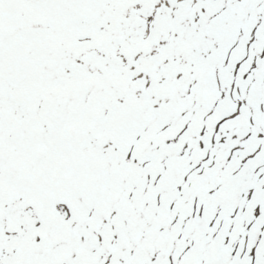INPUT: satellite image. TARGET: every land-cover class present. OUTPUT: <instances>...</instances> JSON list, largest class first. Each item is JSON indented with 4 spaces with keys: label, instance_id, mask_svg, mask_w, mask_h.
<instances>
[{
    "label": "rangeland",
    "instance_id": "obj_1",
    "mask_svg": "<svg viewBox=\"0 0 264 264\" xmlns=\"http://www.w3.org/2000/svg\"><path fill=\"white\" fill-rule=\"evenodd\" d=\"M159 1L146 2L157 8ZM178 1L189 2L182 8L183 11L189 8L190 13H194V10L202 13L196 14V18L187 19L191 22L199 20L201 26L203 15L221 16L216 24L210 20L204 21V26L216 25V28L208 27V34H203L202 39L207 43L201 46L204 61L200 69L203 75L212 71L205 84H214L212 90L224 92L223 87L226 88L227 96L218 98L213 107L206 106V111L188 116L183 129H177V122L171 121L165 133L171 127L170 136L164 135L167 138L165 146L146 150L153 133L161 134L164 128L157 132L148 130L141 139L136 116L120 130L110 125L104 127L108 131L113 128L122 137L119 143L114 142L112 153L123 156L124 161H120L114 169L110 159L112 153L97 158L98 138L93 137L91 131L97 128L99 122L95 119L97 107L104 109L103 112L99 110V116L109 110L105 103L109 95L99 97L98 91L94 94L93 89L101 85L92 81L74 83L65 93L53 92L49 98L39 97L36 112L32 111L31 98L41 90L28 94L30 88L25 84L22 88L27 103L24 112L19 116L14 112L10 115L6 113V122L10 127L8 125L9 128L4 130L0 126V174L5 173L4 178L0 176V184L4 179L11 183L5 190H0V194L15 205L23 199L21 194H17L21 187L30 186L31 194L36 195L42 210L38 214L34 209L37 226L35 239L42 245L36 252L41 253L43 259H56L60 252V261L56 259V264H166L167 258L171 264H194L186 254L203 244L202 237L195 230L198 226H206L208 210L220 202L218 192L228 186L233 188V184L238 182L249 184L246 196L253 198L258 214L264 217V51L258 50V44L264 39V0H204L206 3L195 9L192 5L197 0ZM144 2L133 0L132 5H142ZM177 9L180 10L179 7ZM164 13L160 11V15ZM171 14L174 15L173 12ZM255 20L256 23L252 24ZM233 21L242 27L229 43L223 45L221 30ZM245 22L249 23V29L245 28ZM196 29L199 30V27ZM148 31L150 34L152 29L148 27ZM132 32L128 37L134 35L133 45H139L138 38L142 35H136V29ZM195 35L196 32L191 34L192 37ZM4 40L5 36L0 37V43ZM208 40H215V44L210 45ZM157 41L160 43L161 37L153 33L149 43L139 46L153 53ZM126 43V40L122 41L123 47ZM133 50L136 49H129L126 54L130 55ZM238 50L241 52L237 54ZM221 56L225 59L213 62ZM250 58H253L251 67L245 68L246 63L251 62ZM176 66L178 68L179 65ZM187 69L186 75L197 74L193 68ZM261 79L263 88L258 96L256 86ZM187 81L188 88L195 84L191 79ZM87 84L90 89L82 97ZM229 98H234L239 104L244 103L238 122L231 119L215 124L212 115L223 109ZM63 99L66 106L61 102ZM188 104L186 101V107L179 108L177 101L178 115L186 116L191 110ZM47 106L56 113L54 118L62 119L63 123L58 124L52 132L48 125L32 128ZM154 112L155 108L146 112L150 122L155 118ZM204 114L206 116L203 117ZM6 115L0 106L1 122ZM247 115L252 131L246 137H241L243 118ZM49 117L52 115L46 114V118ZM189 127L192 130L188 132ZM49 133L57 138L56 150L65 148L67 159L60 164H46L49 155L44 150L48 146ZM77 139H85L88 144L83 151L75 149ZM183 140L185 146L177 153ZM254 148H257L256 152H249ZM261 150L263 152H259ZM75 153L83 155L88 174L86 183L78 190L80 175L73 173L68 159V155ZM131 157L136 161L134 165L130 162ZM9 158L12 159L10 163ZM233 159L237 161L234 172L228 170ZM25 162H28V166L21 171L19 164L25 165ZM216 163L221 166L216 168ZM5 165L9 166L4 169ZM16 187L20 190H16ZM90 198L99 204L94 212L86 204ZM191 206L193 212L178 235L175 231L178 215L187 213ZM93 215L103 217L102 221L91 222ZM16 230L17 233L19 229L16 227ZM151 239H154L153 244ZM21 253L33 255L28 246ZM65 256L67 258L62 261ZM263 260L260 259L257 264H263Z\"/></svg>",
    "mask_w": 264,
    "mask_h": 264
},
{
    "label": "bare ground",
    "instance_id": "obj_2",
    "mask_svg": "<svg viewBox=\"0 0 264 264\" xmlns=\"http://www.w3.org/2000/svg\"><path fill=\"white\" fill-rule=\"evenodd\" d=\"M132 1L0 0V37L5 36L4 42L0 43V106L3 107L5 115L14 112L19 116L24 112L27 103L22 88L25 84L30 88L28 94L41 90L31 98L33 112H36L39 97L49 98L53 92L59 91L65 93L77 82L92 81L99 84L101 87L96 86L93 93L98 91L99 97L109 95L105 101L109 110L99 116V110L103 112L104 109L97 107L95 119L99 122L97 128H92L91 131V135L98 138L96 146L99 150L95 156L100 158L112 153L115 149L114 142L119 143L122 140L113 128L106 130V125L115 126L120 130L137 116L141 139L148 130L157 132L164 128L161 134L153 133L150 137L145 147L150 150L159 145L165 146L167 138L164 135L170 136L171 127L169 132L165 133L171 121L177 122V129H183L188 116L206 111V106L213 107L218 98L223 95L226 97V88L223 87L224 92L212 90L214 84H205L212 71L203 75L199 66L204 60L198 61L199 54L193 51V48H196L194 50L201 53V46L207 43L202 40L203 34H208V27L216 28V25L204 26V21L210 20L216 24L221 16L203 15L201 26L200 21L195 23L187 20L196 16V13L192 15L186 10L183 12L182 8L188 5L187 1L160 0L157 8L149 3L151 0H142L145 1L142 5H132ZM205 3L204 0H197L195 6L198 8ZM178 7L181 12L176 10ZM162 10L165 13L160 15ZM199 13L202 14L197 12ZM254 23L256 20L252 24ZM244 26L246 29L250 28L247 22ZM148 27L152 29L150 34ZM196 27H199V30ZM134 29L136 35H142L138 38L139 45L149 43L153 39V33L161 37V42H156L153 53L152 50L146 52L142 46L133 45L135 37H128V34H133ZM232 29L235 27L231 23L230 26L222 28V34L227 36ZM193 32L197 33L194 37L191 36ZM123 40L127 41L124 47ZM208 43L214 45L215 40H208ZM129 49L136 50L128 55L126 53ZM222 59L225 57H216L213 62L217 63ZM176 65H179L178 68ZM187 68H196L197 76L186 75ZM190 79L195 82V86L188 88L184 81ZM88 89L89 84L81 94L82 97ZM103 89L107 91L102 92ZM177 99L179 108L186 107V101L191 107L184 117L176 112ZM61 102L66 106L65 99ZM243 107L244 103L240 104L238 112L230 119L240 116ZM152 108H155V118L150 122L146 112H150ZM46 114L52 117L47 119ZM7 115L0 121L4 130L9 125V122H6ZM39 115L40 120L32 125V128L48 125L52 132L58 124L63 123L62 119L54 118L56 113L48 106L43 108ZM187 129L189 132L192 127ZM47 138L48 146L44 152L49 158L46 164H60L65 161V148L56 150L57 138L51 133ZM75 142L77 151H83L88 146L85 139H77ZM110 155L113 168L119 165L120 161H124V157H120L118 153ZM68 159L73 173L78 172L80 175L76 188L78 190L88 178L85 161L81 153L68 155ZM131 159L130 162L134 165L136 161ZM11 160L9 158L8 162ZM234 162L236 163V159L229 164V171ZM19 166L22 171L27 168L28 162H25V165L20 163ZM215 166L219 168L221 164L216 163ZM4 175L5 173L0 174L2 178ZM10 183V180L4 179L0 190H5ZM16 190L20 189L16 187ZM17 194H21L23 199L16 205L0 194V264H56V259L60 261V252L56 259H43V255L36 252L42 245L35 239L37 226L34 209L36 213L41 214V203L36 195L31 194L30 186L21 187ZM5 201L8 203L1 204ZM86 204L91 212L99 208L95 199L90 198ZM30 205L35 208H30ZM102 219L103 217L93 215L91 222ZM16 227L19 229L17 233ZM25 246L33 253L32 256L21 253ZM66 258L67 256L62 258V261Z\"/></svg>",
    "mask_w": 264,
    "mask_h": 264
},
{
    "label": "flooded vegetation",
    "instance_id": "obj_3",
    "mask_svg": "<svg viewBox=\"0 0 264 264\" xmlns=\"http://www.w3.org/2000/svg\"><path fill=\"white\" fill-rule=\"evenodd\" d=\"M262 87V83L257 84L258 96L261 95ZM247 122L248 119L245 123ZM233 191L229 186L219 191L220 202L208 210L209 216L206 214L205 218L206 226H198L195 230V233L200 234L203 239L201 248L205 249L190 252V260L194 264H241L252 244L258 239L263 222L255 220L247 209L243 210V204L236 209L233 207ZM192 212L193 206L185 214L189 218ZM183 214L178 215V222L181 221ZM248 224L258 227L256 233L252 228H248Z\"/></svg>",
    "mask_w": 264,
    "mask_h": 264
},
{
    "label": "water",
    "instance_id": "obj_4",
    "mask_svg": "<svg viewBox=\"0 0 264 264\" xmlns=\"http://www.w3.org/2000/svg\"><path fill=\"white\" fill-rule=\"evenodd\" d=\"M235 27V29H232L231 31H230V33H228V35H227V40H230L237 32H238V28H239V25L238 26H234ZM263 46H264V44H261L260 46H259V49L262 51L263 50ZM235 109H236V106L233 108V111H235ZM232 112L230 111V112H228L227 114H226V116H228L229 114H231ZM219 120L221 119V116L218 118ZM183 146H181L179 149H181ZM241 193H242V187H239V189H237V192H236V196H235V198H234V205H236V204H238V202H239V199H240V196H241ZM179 231H180V228H179ZM167 262V264H169V260H167L166 261ZM251 262H252V258H246L245 260H244V262H243V264H251Z\"/></svg>",
    "mask_w": 264,
    "mask_h": 264
}]
</instances>
